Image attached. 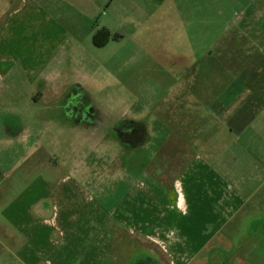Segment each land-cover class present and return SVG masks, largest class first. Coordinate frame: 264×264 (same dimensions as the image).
I'll use <instances>...</instances> for the list:
<instances>
[{
  "label": "rangeland",
  "instance_id": "rangeland-1",
  "mask_svg": "<svg viewBox=\"0 0 264 264\" xmlns=\"http://www.w3.org/2000/svg\"><path fill=\"white\" fill-rule=\"evenodd\" d=\"M9 15L0 138L27 137L0 140V170L12 196L30 185L17 208L44 197L51 210L15 219V203L0 204V264H88L77 249L116 218L157 226L193 165L224 171L237 201L220 222L196 216V232L220 235L193 264H264V108H250L264 88V0H0V26ZM130 120L147 132L126 141Z\"/></svg>",
  "mask_w": 264,
  "mask_h": 264
},
{
  "label": "crops",
  "instance_id": "crops-1",
  "mask_svg": "<svg viewBox=\"0 0 264 264\" xmlns=\"http://www.w3.org/2000/svg\"><path fill=\"white\" fill-rule=\"evenodd\" d=\"M7 18L9 19L4 21L5 24L3 27L0 26V60L4 59L3 57L6 55L4 50H7V42L3 45V41L11 39L10 34L8 35L7 33V36L3 35V28L6 27L8 23L9 25L5 29L11 27L12 17L9 15ZM1 68L3 69V67ZM1 68L0 80H3L8 74L7 69L9 68H5L4 70ZM262 81H264V77L261 80V85L263 84ZM259 88L258 90L260 92L256 91V94L260 97V106H258V100L255 98L254 102L250 103V108H264V88ZM241 121L243 120L238 117L236 120H233V125L235 124L239 128H242ZM7 134L8 135L3 138H0V140H5V142L10 143L14 140L13 138L16 137V140L22 143L26 141L27 136L24 135L21 130H17L16 133L9 132ZM184 155H191V153ZM223 172L221 173L219 168L215 171L205 165H193L192 167H188L187 170H185V174H182L180 178L177 177L175 180V188L173 190L175 193L174 197L171 196V200L167 199L159 203L158 208H160L162 214L157 226H154V228H145L146 218L140 217V214H138L136 218H132L134 221L133 224L126 223V221H128L126 217L122 219L116 218L118 221L117 223L113 221L110 226H106L105 231H96V233H93L92 236L89 237L88 248L80 247V249H77V251L85 257L79 262H87L88 264H130L131 257L137 254L140 255V257L151 258V260L156 261L157 264H193L194 261L198 260L197 257H200L198 253L205 249L210 238L217 234L220 235L218 229L215 231L216 227L209 229V223H207L206 226H204V224L201 225L202 232L201 229L196 232V229L193 227L194 221L197 219L196 216L199 217L200 213L207 212L206 215L208 216L206 220L220 222L227 208L225 205L231 203L236 205L237 202L234 198L230 197L231 200L226 203L227 197L225 194L226 192H224L225 180L223 178ZM14 183V181L12 182L10 180V172L3 173L0 170V204L4 201L12 200L8 203L10 211L13 210L12 205L15 203L13 206L16 217L10 213L15 219H18L17 217L22 219H25L24 217H26V219L34 218L37 220L48 219L51 208L49 209L48 205L45 203L46 199L44 197L36 201V206L34 205L35 212H23L21 208H17V202L22 199L24 194L27 195V189L30 185L25 183L26 190L19 195L12 196V187L16 186ZM201 183L204 185L202 189ZM9 197L11 199H7ZM166 198L167 195H165L164 199ZM180 202L185 203V210L179 207ZM163 204H170V207L173 209L176 208V210L165 212L163 210L165 207ZM227 211L234 213L233 209H226V212ZM119 222L122 223V228L117 227ZM78 236L80 235L78 234ZM146 240L150 241V243L147 244ZM125 242H127L128 245H123ZM122 248H124V255L121 252ZM87 253H89L88 258H86ZM162 255L165 256V260L162 259ZM198 261L203 263L204 259ZM207 262L210 264V260L207 259Z\"/></svg>",
  "mask_w": 264,
  "mask_h": 264
},
{
  "label": "flooded vegetation",
  "instance_id": "flooded-vegetation-1",
  "mask_svg": "<svg viewBox=\"0 0 264 264\" xmlns=\"http://www.w3.org/2000/svg\"><path fill=\"white\" fill-rule=\"evenodd\" d=\"M75 107H78L77 105H75ZM83 111H81V119L83 118ZM136 121L130 120V122H128V124H131V126L128 128L129 130L123 131L121 132L123 135V139H125L127 141V136L129 135H133L135 133H137L138 131L140 132V130H136L135 124ZM139 123V122H138ZM137 127H140V125H136ZM122 130V129H121ZM135 259L132 260L131 264H157L155 261L147 258V257H140V255H137L136 257H134Z\"/></svg>",
  "mask_w": 264,
  "mask_h": 264
},
{
  "label": "trees",
  "instance_id": "trees-1",
  "mask_svg": "<svg viewBox=\"0 0 264 264\" xmlns=\"http://www.w3.org/2000/svg\"><path fill=\"white\" fill-rule=\"evenodd\" d=\"M136 125H140V127H137L136 125H135V127H136V130H140V132L141 131H146V127H145V125L144 124H142V123H135ZM147 132V131H146ZM124 140V139H123ZM141 143V142H140ZM139 144V143H138ZM135 256H137V254L135 255ZM134 259V258H133ZM149 259H151V258H149ZM156 262V261H155Z\"/></svg>",
  "mask_w": 264,
  "mask_h": 264
}]
</instances>
